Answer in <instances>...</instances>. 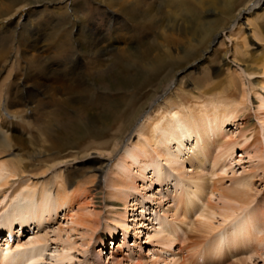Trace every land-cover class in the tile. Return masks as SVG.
Returning a JSON list of instances; mask_svg holds the SVG:
<instances>
[{
    "label": "bare ground",
    "instance_id": "6f19581e",
    "mask_svg": "<svg viewBox=\"0 0 264 264\" xmlns=\"http://www.w3.org/2000/svg\"><path fill=\"white\" fill-rule=\"evenodd\" d=\"M43 1L47 4L41 9L30 6ZM263 1L246 0L241 3L238 0H97L115 8V14L109 13L105 7L98 6L95 9L101 11L97 13L98 15L104 14L106 18L112 20V24L110 23L112 27L108 29V34L116 26L114 31L120 26L131 30L134 23L138 24L135 34L130 35V40L128 35L126 36L127 42H124L126 39L124 40V36L121 35L119 40L106 43L108 37L106 38L105 34L97 35L94 31L96 27L86 26L82 19H78V13L73 8L75 0L67 3L63 0H0V35H9L13 30L12 18L20 11L26 16V22L23 24L26 40L23 42H31L29 47L26 45L30 55L25 54L23 58L34 73L27 81L18 79L15 83V91H8L13 98L12 104L15 103L13 106L36 102L38 96L42 93L46 94L47 91L56 94L62 89L68 95L63 97L64 99L53 98L57 109L38 112L36 126H38L37 130L43 132V137L32 135L31 139H27L20 134L15 140V130L10 131V125L6 130L4 127L0 130V212L7 211L3 220H0V234L4 229L12 234H16V228H19L18 231H24L31 226L32 221H36L35 224L39 226L36 231H39L41 226L46 224L44 214L50 209L54 207L58 211L66 205V202L69 203V209H72L73 204L78 203L76 200L78 195L69 194L66 189L67 185L73 183L72 180L82 176L83 168H85L84 163L78 161L82 150L70 151L71 148H79L83 144L74 128L78 129L79 125H84L89 114L92 113L91 116L97 118L96 120L100 123H93L92 120L91 127L86 128L88 129L86 140L92 135L104 136L110 127L117 125L118 121L122 124L118 127L120 134L127 126L129 105L125 106L120 113L107 111L102 115L103 107L99 104L113 96L114 90L122 92V89H131L137 79L136 71H151L152 75L149 76L148 81L158 87L161 82L174 76L177 70L189 65L191 69L185 74L187 78L197 79L200 73L208 76L209 67L217 63L215 57L212 58L216 55L221 61L218 69H227L225 72L231 71L234 76L235 74L239 76L237 77L242 83V93L241 90L239 92L240 85L237 86L236 77H233L235 80L230 81L231 84L227 90L213 93V90L220 88V82L217 81L211 88L199 92L193 91L192 100L188 101L187 98H180L176 94L177 91L182 90L183 80L180 79L176 87L174 82L170 87L171 94L166 95V100L171 102L175 97L177 99L175 104L154 100L151 111L141 116V123L134 129L136 133L133 134L136 136L120 135L123 138L119 143L116 142L111 150L116 164L110 175H104L107 163L98 156L91 159L95 160L92 165L98 179L97 187L90 189L84 185L83 192L80 194L83 196L84 204L77 208L75 215L70 214V217L76 225L81 224L86 228L84 236H88L89 243L95 234L98 241L103 244L108 237L114 240L119 229L123 231L124 239L122 240L125 242L130 233V212L137 205L136 203L131 207L130 198L134 196V191L138 193L140 191L137 185L138 180L149 179L152 184L157 183L159 187H165L171 173H175V179L182 184V190L177 193L178 197L173 199L176 201L174 207H168L162 215H156L155 220L158 226L152 224L150 228L153 231L148 234L147 240L156 241L155 243L160 245L157 248L159 252L160 250L167 252L168 256L164 264H183L180 261L181 257L177 256L179 253L175 252L176 246L174 251L169 248H173V245L181 239L183 231L185 232L182 240L188 237L186 229H189L192 234L197 232V237L202 239L195 238L197 240L195 246L191 245L193 249L196 247L194 251L189 253L182 251L186 264H205L212 261L215 263L225 261L227 264H257L256 260L264 255V211L258 208L260 212L255 210L253 205L257 202V207L261 206V197L257 198L260 190L256 183L257 180L264 182V115H256L255 119L250 120L249 113L241 108L251 95L248 77L249 75L251 77L250 70L253 64L242 68L240 64L229 58L230 44L233 45V42H228V53L224 55H219L218 51L214 50V46L210 53L208 49L218 38L225 39L226 30H240L243 19L262 8ZM241 4L243 6H240ZM208 11L227 15L229 19L226 20L230 25L226 26L224 23L225 17L219 20L220 16H209L206 13ZM97 14L95 20L99 21ZM38 16H44L47 20L57 19L56 27L59 29L46 36V43L39 39L41 30L39 31L35 26L42 24V20L38 22ZM72 18L82 23L75 39H71L73 37L71 30L67 31L69 37L67 33H64L67 30L66 22L72 23ZM34 26L35 29H33ZM143 29L153 31L154 35L150 39L147 36L144 37L141 34ZM156 33L159 34L155 36ZM228 37L233 38L231 35ZM137 40H140L142 45L136 42ZM88 49H90V55H83L82 53ZM1 52L3 55H0V59L3 60L5 54H9V50L4 49ZM106 54H111L112 58L103 57ZM205 54L207 55L204 59ZM182 59L184 61H181ZM195 61L200 62L192 67L191 64ZM12 64L5 81L0 86V126H5L7 122L6 112L15 117V109H9L12 108L9 104L4 103L5 105L1 106L5 86H9L8 80L14 73L15 66L19 65L13 59L10 65ZM120 64H124V67L127 66L128 69L125 71L123 67L119 68ZM179 64L184 66L180 67ZM121 74L124 77L123 84L115 85V77ZM51 76H56L55 80L59 86L49 81ZM240 93L242 97L238 100L237 96ZM205 94L209 95L203 98ZM162 98L165 99V93H162ZM74 101L78 103L77 110L73 111L70 108L68 112L65 111L66 107H71ZM95 102L98 105H95ZM237 121H242L240 124H244L243 128L237 124V128H240L239 135L226 137L228 134L226 126L234 125ZM26 124L30 129L33 128L32 123ZM57 127L65 128L64 135L61 136L57 132ZM247 132L251 133L247 135ZM249 136L252 141L248 145L253 152L251 157L259 161L251 169L236 175L230 168L234 162L233 154L239 146L243 147L248 143ZM95 137L92 142L98 139ZM120 137L115 138L118 141ZM36 146H41L46 155V158H42L38 163L33 162L34 157L31 159L36 154L33 152ZM211 148V153L219 148L214 160L209 156ZM15 150L19 151L15 153ZM73 159L74 163L71 162ZM206 159L209 162H206ZM187 164L190 169L187 168ZM30 166L32 169H29ZM215 168H218L220 173L231 169L233 175L229 185L225 186L222 183L224 178L213 179L214 175L219 174L218 171L213 170ZM169 169L172 171L170 172ZM260 172H262L261 176ZM52 173H54L52 177H47ZM148 175L151 177L149 178ZM104 176H106V184L103 185ZM140 186L146 188L143 184ZM11 187L14 188L8 193ZM53 187L54 189H51ZM50 189L54 190L56 197H51ZM214 196L220 202H212ZM153 198L162 199L157 195ZM158 203L164 208L161 201ZM109 204L115 209L111 210L110 216H107L103 214V211ZM119 204L120 206H117ZM140 208L141 215L144 217L147 209L144 205ZM193 213L197 214L195 221L188 218V215ZM103 218L106 222L104 224ZM144 224L143 222L142 225ZM47 235L37 234L27 243L19 244L18 248H15L17 242H13L12 248L7 242V246L0 247V264H35L43 258ZM116 243L106 261H103L105 256L104 251L101 250L99 255L94 254V262L124 264L126 259L130 264H157V260L151 258L145 260L140 255L134 257L135 249L129 245L128 251L125 252L127 255H124L126 257L117 259L118 251L125 246L124 243L122 245H119L120 243L116 245ZM23 246L26 248L22 249ZM64 246L66 254L62 255V260L66 257L68 259V250L75 248V244L68 243ZM135 246L142 247L138 243ZM10 249L19 252L11 255Z\"/></svg>",
    "mask_w": 264,
    "mask_h": 264
},
{
    "label": "rangeland",
    "instance_id": "374dc122",
    "mask_svg": "<svg viewBox=\"0 0 264 264\" xmlns=\"http://www.w3.org/2000/svg\"><path fill=\"white\" fill-rule=\"evenodd\" d=\"M69 1L70 0H63V2H66V3ZM238 1H240L241 3L246 2V0H238ZM253 1L258 2L259 0H253ZM45 4H47V2L43 1V2H38L35 4L34 3L30 4V6L34 7L35 9H41L42 7H44ZM262 4H263L262 8L258 9L253 14H250L243 19V21H242L243 24L239 27L240 30H242V31H240L238 29L237 30H231L233 32H231L230 30H226L225 39L223 37L218 38V40L216 42H214L215 44H213L212 47H209V49H208V52H209L212 50V48L214 46V50L218 51L219 55L220 54L224 55L225 53H228V42H233L232 43L233 45L230 44L229 58H231V60H234L235 62L240 64V67H242V68H245V66H250V65L252 66V64H253L252 69L250 70L251 77H250V75L248 77L250 79V85H251L250 93H251V95L248 96L245 105H243L241 107L249 113V118H251L250 120H252V118L256 117V115H260V116L264 115V66H263L264 65V62H263L264 61V9H263L264 8V1ZM98 6H101L103 8L105 7L109 13L115 14V8H113L109 5H104L101 2H97V0H75V7H73V8L76 10V13H78V15H77L79 17L78 19H82L83 20L82 22H84L86 26L89 25L92 27H96V29L94 31L97 32V35L102 36L105 34L106 38L108 37V42H106V43H112V42L119 40L118 38H120L121 35L124 36L123 37L124 40L126 39L125 41L123 40L124 42H127V37H126L127 35H128V39L130 40V35L135 34V29L137 30L138 24L134 23L135 27L131 26V30H129L130 28H128V27L120 26V28L118 27L116 29V31H114L115 28L117 27L116 26L112 29L110 34H108V32H107L108 29L112 27V25H111L112 20H110V18L109 19L106 18V16L104 14L98 15L97 13H101L100 10L99 11H98V9H97V11L95 10L96 7H98ZM240 6H243V5L241 4ZM206 13L209 16H220L219 20H221L222 18L225 17L224 23H226V26H228V24L230 25L228 20H226V19H229L227 15H224L223 13L221 14V12L215 13L213 11H208ZM96 14H97V17L100 18L99 21L95 20ZM25 18H26V16L19 11L15 15V17L12 18L13 30L9 33V35L8 34H6V35L1 34L0 35V55H3V52H1V51H3L4 49L9 50V54H5V59H3V60L0 59V72H1L0 73V86L5 81L8 72L10 71V69L13 66V64L10 65L12 59L17 61V63L19 64L18 67L15 66V71H13L14 73L11 75V77L8 80L9 86L8 87L5 86V92L3 93V96L1 98V106L5 105L4 103L9 104V106L12 107L9 109H15V117L11 116L8 112H6L5 117H6L7 122H5V124H4L5 126H0V130L2 129V127H4V129L6 130V128H8L10 125L9 130L10 131L12 129L15 130V140H17V137H18L17 135H20V134H23V136L27 137V139L28 138L31 139L32 135H36V136L38 135L37 137H40V138L43 137L44 136L43 132L41 130H37L38 126H36L37 125L36 123H38L37 117H38L39 113L42 111L44 112L45 110H48V109H55V108L57 109V104H56V102L54 103L53 98L59 99V97H60V99H64L65 97L68 96V95H66L65 91H63L62 89L60 91H58V93L56 92V94L54 92L47 91L46 94L42 93L41 95H39L36 102L32 101V102L28 103L27 105L20 104L18 106H15V105L13 106V104H15V103L12 104L13 98L10 96L9 92L15 91V83L18 81V79H22V80L27 81L28 78H31L30 75L32 73H34V72H31L30 67L27 65L26 61L23 58L25 56V54L30 55V52H29L30 50L28 48L29 47L28 45L31 43V42H23L24 40H26L25 39L26 34H25L24 29H23V24H25V22H26ZM38 18H39L38 22H40L42 20L41 21L42 24L39 23V24L35 25L38 27L39 31L41 30V34H40L39 39H41L43 41V43H46V38H47L46 36L48 34H52L54 30L58 31V29H59V28L57 29V27H56L57 26V19H55V20L48 19L47 20V18L44 19L45 18L44 16H42V17L38 16ZM0 23H1V21H0ZM81 24L79 23V20L72 18V23L66 22L67 30L64 33L65 34L67 33L66 35H67V37H69V32H67V31L71 30L72 35H73V37H71V39H75L76 35L78 34V31L80 30ZM35 26L33 27V29H35ZM66 26H63V27H66ZM17 27H18V29L16 30ZM231 28H232V26H231ZM14 29L16 32L14 31ZM18 31H19V34H18ZM33 31L35 32V30H33ZM120 32H121V34H120ZM234 33H237V34H234ZM141 34L144 37L147 36L150 39L154 35V32L151 30L143 29V31H141ZM157 34H159V33H156L155 36ZM228 35L233 36V38L229 39ZM235 35H236V37H234ZM4 40H5V42H4ZM136 42L141 43L140 40H137ZM79 43H82V42H79ZM235 44H237V45H235ZM141 45H142V43H141ZM134 47L136 48V46H134ZM205 53H206V51H205ZM232 53H234V55ZM82 54L89 56L90 55V49H88L85 53H82ZM110 55L106 54L103 57L107 56L108 58L111 59L112 57H110ZM206 55L207 54L204 55V59L206 58ZM259 55H261V56H259ZM214 57H215V60L217 63H215L213 66L209 67L208 70H209L210 75L208 74V76H206V75H204L205 73L204 74L200 73L197 79H189L185 75L187 73V71H189L191 69V68H189V66H190L189 65L183 69L177 70L174 76H171V78H168V80H166V81L164 80L163 82H161L158 87L154 86V83L152 84L151 82L149 83V81H148L149 76L152 75L151 71H148V70H140L139 71L138 70V71H136V73L138 74L137 79L134 81L135 83L131 87V89L130 88H128V90L122 89V92L114 90L112 92L113 96H111L109 99H107L104 103H100L99 106L103 107V110H101L102 115L106 114L107 111L120 113L124 110L125 106L129 105L128 106L129 111L127 114L129 118H128L127 123H126L127 126H125V128L122 129V131L119 134L118 127L121 126L122 124H121V121H118L117 125L115 124L116 126L114 125L113 127H110V130L108 131L109 134L106 133L104 136H97V137L92 135L91 138H88L86 140V137L88 135V132L86 131L88 129H86V128H88L89 126L91 127V125L95 122L100 123L99 120H96L97 118L95 119L91 116V114H92L91 113V114H89L88 119L85 121L86 123L84 125H79L78 129L74 128L76 131L75 132L76 135L78 136L80 142H82L83 144L79 148H77V147H74L75 149L71 148L70 151L76 152L77 150H79V151L82 150L80 152L81 156H80V158H78V161L80 163L81 162L84 163L85 168H83L82 176L79 177L78 179L72 180L71 182H73V183L70 182L71 184L67 185L66 189L69 192V194L71 193L74 195L75 194L78 195L77 197L79 199L76 198L78 203L73 204L72 209H69V207H68L69 203H67V202L65 203L66 205L62 206L61 209H59L58 211H56V209L54 207L52 209H50V211H48V213L46 212V214H44L46 224H43L39 231H36L37 230L36 228L39 227L37 224H35L36 221L30 222L31 226H28L27 228H25L24 231H18L19 228H16L17 232L14 231V232H16V234L15 233L13 234V235H16V237L13 241V242H17L15 244V248L16 247L18 248L19 244H23L24 242L27 243L29 240H32L37 234L45 233L48 235H47V241L45 242V245H44L43 258L40 259L39 261H36L35 264L36 263H38V264H96L94 262L95 261L94 254L99 255V251L101 252V250H103L104 251L103 253L105 256L103 261H106L107 257L111 254L110 251L113 250L114 243H116V242L118 244L120 243L119 245H122V243H124L123 245L125 246V247L121 248L120 249L121 251H118V254L116 255V258L119 260L122 257H126L124 255H127V253L125 254V252L128 251L129 248H127V247L129 245V247H131L132 249H135L136 253H135L134 257L136 255H140L141 258H143L145 260H148L149 258H151V259L157 260V264H164V262L166 260L165 258L168 256L167 252H163L162 250H160V252H159L158 251L159 249L157 250V248H159L160 245H157L155 243L156 241H154V240L153 241H147V240L149 239L148 234L149 233L151 234L153 231V229H151L150 227H152L153 225L158 226L157 225L158 222L155 220L156 215L157 214L162 215V213L164 212L165 209H167L168 207H174L175 203H176V201H174V200L176 197H178L177 193H180V191L182 190V184H180L176 181V179H175L176 174L175 173H171L170 178L167 179V181H166L167 186H165V187H162V186L159 187V184H157V183L152 184L149 181V179L146 181H142L140 179L138 180L137 185H139L140 191H139V193L134 191L133 192L134 196L132 195V197L130 198V200H132L131 201V207L134 206L133 204L137 203V205H135L134 207H136V208L133 207V210L130 212L131 227L129 228L130 233H129L127 239L125 238L127 242L126 241L124 242L122 240V239H124L122 236L123 231L119 229L117 234L115 235L114 240H110V238L108 237L107 240L105 241V244H103L102 242L100 243L98 241V239L96 238V234H95L89 243L88 236L87 235L84 236V234H85L84 232H86V228L81 224L76 225L74 222H72V220H71L72 218L70 217V214L75 215L77 212V208L81 207L84 204L83 199H82L83 196L80 195V194H82V192H83L82 190L84 189V187L88 186V187H90V189H94L97 187L98 179L96 178L95 172L93 170L94 167L92 165L93 161H95V160H91V159L98 156L99 159H101L102 161L107 163V167L105 168L106 173L104 175H107V176L110 175L111 171L115 168L114 164H116V160H115L113 154L111 153V150L114 147V144L116 142L119 143V141H121V138H123V137H120V135L124 134V137L125 136L127 137L128 135L135 137L136 134H133V133H136V131L134 129L138 126L139 123H141V120H140V119H142L141 116L144 113L151 111L152 106L154 104V100L155 101L161 100V101L168 102V100H166L167 99L166 95H168L169 93L171 94L170 87H172L174 82L176 83V84H174L175 85L174 87H176L177 84L179 83L180 79L183 80V81L181 80L182 81L181 82L182 90L177 91L176 94L180 98H187L188 101L190 99L192 100V95H194L193 91L199 92V91L211 88L212 86H214L215 83H217V81L220 82V88L217 90H213L212 91L213 93H216V91H219V90H221V91L227 90L229 88V85L231 84L232 80H235V79H236L235 81H237V83H238L237 86L240 85L239 86L240 87L239 92L241 90V93H242V83H241L240 78L238 79L239 76L237 74H235V76H234L231 71L225 72V70H227V69H223V70L218 69L219 66H221L220 57L214 55L212 58L214 59ZM257 58H258V60H257ZM184 59H182L181 61H184ZM199 62L198 63H196V61L193 62L191 64V66L192 67L197 66L199 64ZM124 64H120L119 68L123 67L124 70L126 71V69H128V68H127V66L124 67ZM179 66L181 67L184 65L179 64ZM62 75L64 76V74H62ZM2 76H4L5 78ZM183 76H185V77L182 78ZM55 77L56 76H53V77L51 76V79L49 81L53 85L59 86V83L55 80ZM233 77L234 78L236 77V78L233 79ZM218 78H220V79H218ZM115 79H116L115 85H118L120 83L123 84L124 77L122 74H121V76L115 77ZM164 88H166V89H164ZM212 92H210V94H213ZM162 93L163 94L165 93V99H163L164 97L162 98ZM241 93L237 96L238 100H240L242 97ZM160 95H161V97H160ZM207 95H209V94H205L203 96V98H206ZM93 99L96 100V98H93ZM137 100H138V102H137ZM173 100L171 102H168V104H170V103L175 104L177 102V99L175 97L173 98ZM53 104H55V105H53ZM77 104L78 103L74 101L70 105L71 107L67 106L66 109L65 108L64 109H65V111H67V110L69 111V109L71 108V110L76 111L77 110L76 109ZM95 105H98L97 102H95ZM132 119H134V120H132ZM92 120H93V123H92ZM27 122L32 123V125H33L32 129H30V127L26 124ZM240 123H242V121H239V122L237 121L234 125L226 126V131L228 132L226 137H228V136L237 137L239 135L240 128H243V125H244V124H240ZM237 124H240V128H237ZM56 129H57V132L61 136L64 135L63 131L65 130V128L57 127ZM259 129H261V126H259ZM249 133H251V132H247V135ZM116 134H119V135L114 136ZM94 137L98 138V139L93 140L94 142H92V139ZM115 137H120V138L117 141V138H115ZM249 138L250 139H249L248 143H246L247 145L245 144V145H243V147L239 146L233 154L234 162L230 168H232L235 171L236 175H240V174L246 172L247 170L251 169L259 161L258 159L251 157V154H253V152H251V149L248 146L252 142L251 136H249ZM125 140H126V138H125ZM40 147L41 146H36L33 149L34 150L33 152L36 153L34 156L31 157V159L34 157L33 158L34 163H36V162L38 163L42 160V158L43 159L46 158V155L43 152L42 147L41 148ZM218 149L219 148H216L215 151H213L212 153H211L212 148L210 149V151H209L210 159H212V160L215 159L216 154L218 152ZM25 150L28 151V149H25ZM16 151L18 152L19 150H15V153H16ZM10 155H13V154H10ZM70 157L73 158L72 156H70ZM74 161L75 160L73 159L71 162L74 163ZM206 162H209V160L206 159ZM208 166H211V165H208ZM263 166H264V164H263ZM187 168L190 169L188 164H187ZM29 169H32V166H30ZM213 170L218 171V168H215ZM169 171L171 172L172 170L169 169ZM169 171H168V173H169ZM218 172H219V174L214 175L213 179L224 178L222 183L225 186L229 185L231 183L230 178L233 175L231 169H228V171L225 173H220V171H218ZM51 175L53 176L54 173L48 174L47 177L50 178V177H52ZM261 175H262V172H260V176ZM148 176H149V178L151 177V175H148ZM105 177L106 176L103 177V185L106 184ZM148 182H149V184H148ZM138 183H140V184H138ZM142 184L144 186H146V188H141L140 185H142ZM147 184H148V186H147ZM79 186H81V187H79ZM256 186L260 190L257 198L261 197V206L257 207L258 204L256 205V203H257L256 202L253 205V208L255 210L257 208L261 209V211L263 212L264 211V194H263L264 182L257 180ZM13 188L14 187H11V188H9V190L10 189L12 190ZM51 189H54V187ZM51 189H50V194H51V197L54 198V197H56V193L54 192V190L51 191ZM9 190L7 191L8 193L11 192V190L10 191ZM156 195L159 197H162V199H164V200H162V199L156 200L155 198H153ZM160 201L162 202V205H164V208H163V206L159 205L158 202H160ZM212 202L217 203L220 201H218V198H216L214 196V198H212ZM141 205H144L146 207L145 209H147L146 212L144 213L145 214L144 217L141 215L142 214V212H141L142 209L140 208ZM117 206H120V204ZM137 208H139V209L137 210ZM114 209L115 208H113V206L109 204L107 207H105L103 214L110 216L111 210L114 211ZM6 212L3 210L0 212V218H1L0 220H3L2 218L7 214ZM53 214H54V216H53ZM138 215H139V217H138ZM176 217H178V215ZM188 218L195 221L197 218V214L196 213L190 214V215H188ZM49 220H52V221H49ZM143 222L145 223L144 225H142ZM102 223L103 224L106 223L104 218L102 219ZM15 227H16V225H15ZM6 231L7 230L4 229V231L1 232V234H0V247L7 246L6 243L9 242L10 243L9 246L12 248L14 246V244H13V242L10 241L9 234H4ZM101 231H102V229H101ZM186 231H188V237L186 239L182 240L183 233L185 232V231H183L181 233V239L179 241H177L175 243V245H173V248H171V247L169 248L170 250L172 249L174 251V246H176L175 252L179 253L177 256L181 257L180 261L183 264H186V263L183 260L182 251H185L186 253L194 251L196 249V247L193 249L191 245L195 246V242H197L198 239L202 240L201 237H197V235H196L197 232L192 234L189 231V229H186ZM10 234H12V233H10ZM195 238L196 239L198 238V239L196 240ZM121 241H123V242H121ZM192 241H193V243H192ZM68 243L75 244V248L69 249L68 253H67L68 259H66L67 258L66 257L64 260H62L63 259L62 255L66 254V249H65L64 245H66ZM117 243H116V245H117ZM134 243H135V245H136V243H138L142 247L140 248V246H135ZM23 247L24 248H22V249L26 248V246H23ZM149 248H151V249H149ZM22 249H20V250H22ZM10 251H11V255H15L14 254L15 252L16 253L19 252L18 250H13V249H10ZM22 251H24V250H22ZM123 252H124V254H123ZM263 252H264V249H263ZM256 261H257V264H264V255H262V258H259ZM221 263L227 264L225 261H222ZM221 263H215L213 261L212 262H205V264H221ZM124 264H130V262L125 259ZM228 264H231V263H228Z\"/></svg>",
    "mask_w": 264,
    "mask_h": 264
}]
</instances>
